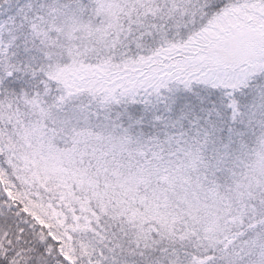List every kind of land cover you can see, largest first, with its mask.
Instances as JSON below:
<instances>
[{"label":"snow or ice","instance_id":"snow-or-ice-1","mask_svg":"<svg viewBox=\"0 0 264 264\" xmlns=\"http://www.w3.org/2000/svg\"><path fill=\"white\" fill-rule=\"evenodd\" d=\"M0 264H264V0H0Z\"/></svg>","mask_w":264,"mask_h":264}]
</instances>
